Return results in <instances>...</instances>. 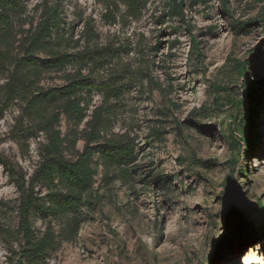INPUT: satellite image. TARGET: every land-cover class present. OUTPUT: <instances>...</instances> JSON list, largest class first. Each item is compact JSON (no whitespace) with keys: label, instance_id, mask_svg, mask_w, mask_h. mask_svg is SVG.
I'll return each instance as SVG.
<instances>
[{"label":"rangeland","instance_id":"obj_1","mask_svg":"<svg viewBox=\"0 0 264 264\" xmlns=\"http://www.w3.org/2000/svg\"><path fill=\"white\" fill-rule=\"evenodd\" d=\"M19 1L0 29V264H264V0H181L182 17L150 0L138 18L63 0L72 43L40 44L34 66L43 0ZM53 49L111 54L56 71ZM82 79L91 92H64ZM53 133L69 161L92 148L93 185L74 209L58 180L37 178ZM117 140L135 147L127 175L101 154ZM1 162L35 191L32 256Z\"/></svg>","mask_w":264,"mask_h":264},{"label":"trees","instance_id":"obj_2","mask_svg":"<svg viewBox=\"0 0 264 264\" xmlns=\"http://www.w3.org/2000/svg\"><path fill=\"white\" fill-rule=\"evenodd\" d=\"M63 0H43V20L39 25L38 34L32 42L30 49L27 53H31L26 57V61L29 65L34 66L33 53L34 48H38L40 44H47V47L60 48L69 43L71 40L66 38L65 32H63L64 19L61 15L60 6ZM150 0H95L96 3L103 5L108 12L117 10L120 5L127 9V13L132 18H138L143 7ZM21 2L19 0H0V29H6L10 26V18L12 12L21 10ZM169 16L174 17L176 15L183 16V1L174 0V3L169 12ZM116 19H113V23ZM44 38V39H43ZM76 44V43H75ZM71 45V44H70ZM72 46V45H71ZM53 49L50 53L49 59L44 61V66L49 70L61 71L67 66L74 63H91L100 62L99 58H103L104 61L110 56L111 51L106 50L103 52H83L81 54H62L59 50ZM7 53L0 51V59H8ZM101 60V59H100ZM102 64V63H101ZM239 69L243 75L246 74V70L243 65L239 66ZM87 90L92 91L91 85L87 79L71 82L63 90L68 92L69 95L75 96L77 91ZM241 106V103H238ZM5 107L0 108V120L4 116ZM59 116L54 115L50 123L54 125L58 122ZM98 122H91L92 130L98 129ZM53 146L47 153L46 160L37 173L39 180L51 182L55 184V180L63 186L66 194L64 195V205L67 209H74L76 206L82 203V195L91 189L93 185V170L91 166V153L92 148L86 147L85 150L74 161H69L60 152V136L57 133H53ZM105 161L111 167L118 168L123 174H129L128 166L133 164L136 159V151L134 145L126 140H117L115 142L108 141V144L104 145L101 149ZM6 168H8L11 179L16 185V188L20 194L19 205V230L23 234V237L27 241L28 245L32 247L25 248L28 256H32L40 252V248L37 245H32V229L30 223V217L32 209L36 202L35 191L32 184L27 183L24 176H19L18 173L12 167H9L7 163L1 162Z\"/></svg>","mask_w":264,"mask_h":264},{"label":"bare ground","instance_id":"obj_3","mask_svg":"<svg viewBox=\"0 0 264 264\" xmlns=\"http://www.w3.org/2000/svg\"><path fill=\"white\" fill-rule=\"evenodd\" d=\"M249 264H254V262H251V263H249Z\"/></svg>","mask_w":264,"mask_h":264}]
</instances>
